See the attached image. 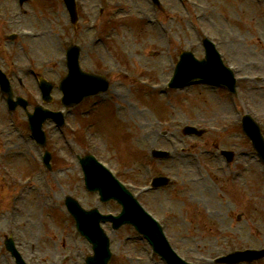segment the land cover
Wrapping results in <instances>:
<instances>
[{"label":"rangeland","instance_id":"rangeland-1","mask_svg":"<svg viewBox=\"0 0 264 264\" xmlns=\"http://www.w3.org/2000/svg\"><path fill=\"white\" fill-rule=\"evenodd\" d=\"M85 1L88 4L94 0ZM200 1L212 2L210 5L216 8L211 18L203 21L205 26L201 29L208 34L226 33L229 39L237 40L225 48L230 62L240 66L246 62L250 68L244 65L243 72L264 73L263 7L259 8L254 0ZM8 2L13 10L17 9L16 0ZM20 19L24 27L47 30L42 38L26 39L20 45L17 42L9 46L11 58L17 60L20 70V73L14 71V83L16 76H25L27 90L34 94L32 101H37L36 77L43 76L57 84L65 73L64 64L57 62L63 55V46L72 40L78 43L81 40L78 35L86 32H82L84 28L78 25V34L72 36L60 0H27ZM55 22L63 31L56 30ZM175 22L170 30L175 35L171 34L168 50L160 30L143 27L139 20L130 19L127 23L129 31L117 30L118 35L111 40L117 58L122 63L132 64L138 76L161 85L178 59L180 49L189 48L188 43L197 40L188 21L178 19ZM177 26H181V30ZM10 28L5 26L3 30ZM219 28H226V31H218ZM85 35L89 36L88 33ZM95 54L96 59L90 54L92 60L84 61V68L94 66L98 69L105 66L104 62H109L101 48ZM7 55L0 52L5 69L12 67ZM44 61L54 63L45 64ZM27 62L39 64L40 68L35 65L34 76L26 73L24 66ZM12 70L15 69H8ZM113 85L115 90L109 93V97H99L102 104L97 106L98 115L83 117L77 109L73 113L69 111L68 126L62 130L50 122L45 124L46 147L52 154L51 172L44 170L40 159L42 149L28 136L24 113L21 110L15 112V130L18 131L10 134L9 142H2L4 136L0 137V160H5L11 174L18 176L20 181L33 178L34 189L26 191L27 199L21 203L22 212L16 219L20 228L12 230L5 217L9 210L5 201L6 190L0 184V241H3L6 230H11L16 245L25 255L35 253L36 264H58V261L84 264L82 256L90 251V247L79 236L74 238L75 241L71 240L73 220L65 210L63 195H73L84 207L96 206L103 213L120 209L113 201L99 203L97 196L83 187L76 156L92 152L114 167L119 179L134 182L135 192L155 174L175 180L164 190L140 193L138 200L148 212L164 222L170 244L187 258L192 255L197 264H206V257L228 250L263 246L264 234L259 229L264 232V172L252 159L253 153L241 154L249 145L237 122L239 113L244 112L238 100L236 106H232V99L224 90L208 85H194L167 95L164 91L157 96L145 95L148 91L144 92L131 80L117 79ZM244 86L250 103L264 116V83L257 84L256 90H248V84ZM60 94L58 90L53 92L51 108H62L58 99ZM5 110L4 104H0V127H9L10 124V116ZM86 121L92 126H85ZM171 121L175 124L170 125ZM150 125L154 126L151 133L146 132ZM185 125H215L222 126L223 130H209V134L201 138L185 137L181 131ZM181 147H187L185 153L192 151V158L166 162L146 160L151 148L176 150ZM220 149L236 153L235 163L229 166L231 171H239L235 179H231L230 169L223 166V158L218 157ZM206 150H211L210 154H206ZM194 160L196 163H192ZM27 187L32 185L28 183ZM103 228L111 238L113 257L110 264H163L157 258H148L149 246L132 227L125 225L112 231L106 223ZM28 241L33 244L31 251ZM64 252L71 255L62 261L60 255ZM125 253L130 254L133 263L125 260ZM0 264H13L1 245ZM250 264H264V260Z\"/></svg>","mask_w":264,"mask_h":264},{"label":"water","instance_id":"water-1","mask_svg":"<svg viewBox=\"0 0 264 264\" xmlns=\"http://www.w3.org/2000/svg\"><path fill=\"white\" fill-rule=\"evenodd\" d=\"M69 203V202H68Z\"/></svg>","mask_w":264,"mask_h":264}]
</instances>
